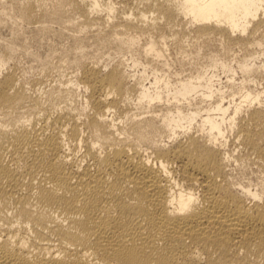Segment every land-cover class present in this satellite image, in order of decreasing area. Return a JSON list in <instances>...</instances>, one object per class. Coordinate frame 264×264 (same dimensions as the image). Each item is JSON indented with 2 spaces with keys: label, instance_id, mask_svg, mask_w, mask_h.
Returning a JSON list of instances; mask_svg holds the SVG:
<instances>
[{
  "label": "bare ground",
  "instance_id": "6f19581e",
  "mask_svg": "<svg viewBox=\"0 0 264 264\" xmlns=\"http://www.w3.org/2000/svg\"><path fill=\"white\" fill-rule=\"evenodd\" d=\"M28 33L69 38L31 86ZM72 49L79 79L33 92ZM263 107L264 0H0V264H264V181L229 168L231 140L264 167Z\"/></svg>",
  "mask_w": 264,
  "mask_h": 264
},
{
  "label": "rangeland",
  "instance_id": "374dc122",
  "mask_svg": "<svg viewBox=\"0 0 264 264\" xmlns=\"http://www.w3.org/2000/svg\"><path fill=\"white\" fill-rule=\"evenodd\" d=\"M77 16V15H75ZM75 16H72V18H75ZM75 20H77L75 18ZM54 26H56L58 28L59 25L54 24ZM55 27V28H56ZM3 34L7 35L9 33V30H7L6 28L3 29ZM191 35H195L194 33H192ZM192 43L194 42L195 44H201L203 43V40L201 37H192L191 38ZM145 41L144 38L141 39V44H143V42ZM188 41V40H187ZM191 43V42H187ZM168 43L170 44V49L168 51V56L170 58V67L169 70L175 71L179 68V64H178V59L183 57V54L178 52V46L174 43V41L171 39H168ZM191 43V44H192ZM218 40H211V45L213 47L218 46L219 44ZM20 45L18 46V48L16 49V53L15 56L13 57V59L11 60V64L15 65L18 70L20 71L19 74H22L21 77H24L23 79L25 80V82L27 83L28 86H31V80L38 78L40 76H42L44 74L43 72V64L41 59L44 58L46 56V53L50 52L49 50H47V47L49 44H52V51L54 52H59L61 50L62 46H67L69 44V38H61V39H57V40H53L52 37H45L43 39V45L39 48V51L41 53V56L39 59H36L34 56L29 55L26 51L30 50V49H34L36 48V40L34 38L31 37L30 33H28V39L26 41L20 42ZM141 44H136L137 46V54L136 55H140L142 56V58H144L143 60L149 59V58H153L152 55H148V57H144V55H142L138 50V48L140 47ZM40 46V43L38 42L37 48ZM188 48L194 51H197L198 48L195 46H190L188 44ZM203 49H201V55H204V50H205V46H202ZM235 51L236 52H240L239 50H237V47H235ZM72 49L71 51H69V53H67V56L65 57L66 61L61 59L58 56H54L52 57L53 62L55 64L54 68L51 71V74H49L42 83H39L38 85H36V89L32 90L33 92H45L51 88H54L56 86H58L61 83L64 82H70V80H78L79 76H80V72L81 69L78 66L77 62H73V58H71V56L77 55V54H81L80 49ZM113 52L111 53V56H115L114 50L113 49H109L104 53L103 57H100V59L102 60L100 62V65H103L104 60H109V52ZM86 52H88V59L89 60H96L97 57V51L95 50V48L88 46L86 47ZM233 52V51H232ZM231 52V53H232ZM241 53V52H240ZM99 56V54H98ZM128 56V55H127ZM233 55H231L230 57H232ZM186 59H188V57H186ZM206 58L201 57V61H204ZM155 61V60H154ZM187 66V67H186ZM185 67L188 68L189 65H186ZM137 69H139L140 71L143 69L142 66H139ZM189 70H186L183 74H185L186 72H188ZM219 72L221 73V77H222V81H226L227 80V76L225 73L222 72V70H219ZM81 85V90H80V95H78L77 98V102L82 104V100L85 103V98H86V94L88 93L87 91H85V88L83 87V83L80 84ZM255 86V85H253ZM264 108V107H263ZM242 114H245V112H243ZM242 116V115H241ZM121 119V118H119ZM230 147L236 149L235 150V154L240 156L236 161H233V164L229 167L231 168V175L233 177H235V179H238L240 181L243 182H250L253 184L254 187H261V182L264 181V167L262 165L259 164V162H257L254 158V154H250L247 153L245 150H241L239 151L237 149L236 146H234V144H232V140L230 141Z\"/></svg>",
  "mask_w": 264,
  "mask_h": 264
}]
</instances>
